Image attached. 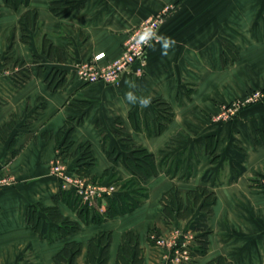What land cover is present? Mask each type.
Here are the masks:
<instances>
[{"label": "crops", "instance_id": "0c3cea01", "mask_svg": "<svg viewBox=\"0 0 264 264\" xmlns=\"http://www.w3.org/2000/svg\"><path fill=\"white\" fill-rule=\"evenodd\" d=\"M50 2L0 0V70L17 66L0 77V172L5 167L14 175L11 185L0 187V264H19L23 256L35 264H58L55 256L69 242L77 244L71 264H87L91 255L92 264H100L106 244L107 264H117L125 241L129 261L139 247L140 264H160L165 248L152 236L189 230L201 212L199 202L191 215L175 212L174 219H166L163 197L178 190L185 208L188 193L199 186L216 197L208 218L210 247L184 264H208L219 256L230 264H264V187L259 182L264 177V101L231 120L214 119L223 103L264 90V0H74L63 17L52 13ZM166 7L140 73L138 63L115 84L80 79L79 62L101 51L104 61L115 58L136 25ZM161 36L175 41L167 56L161 55ZM129 91L151 96V105L128 103ZM167 107L172 116L165 119ZM71 128L67 153L64 141ZM128 139L157 156L165 149L161 157L178 160L185 151L186 163L175 176L158 170L145 180L148 196L135 210L103 221L95 217L105 199L82 210L55 200L60 179L50 166L59 150L72 169L78 147L89 142L90 177L110 184L133 174L127 158L135 156L122 149ZM238 146L245 152L242 173L230 152ZM107 150L118 154L111 158ZM50 207L77 222L79 230L63 233L52 217L56 211L45 210Z\"/></svg>", "mask_w": 264, "mask_h": 264}, {"label": "trees", "instance_id": "16d2710c", "mask_svg": "<svg viewBox=\"0 0 264 264\" xmlns=\"http://www.w3.org/2000/svg\"><path fill=\"white\" fill-rule=\"evenodd\" d=\"M10 2L11 0H6ZM30 0H14L16 5L18 4H28ZM74 0H51L50 9L53 14L57 16H67L71 11V5ZM59 85V84H57ZM163 118H170L172 115L170 114L169 108H165ZM72 132V128L68 130V134L65 139V147L70 148L72 142L70 141V134ZM176 138L171 139L167 148H170L172 144L176 142ZM128 144L124 143L122 145V149H131L133 152L134 158H127V165L132 170L133 174L127 180L121 181L122 190L117 195L106 198L105 210L103 212H99L95 220L103 221L106 218L114 217L116 215L125 214L135 210L141 203V201L148 196V188L144 185L145 180L157 174L159 171H165L167 174L171 176H175L177 172L182 168L186 163V153L185 151L182 153L181 157L178 160L170 157L169 155H165L161 157V153H164L166 150L162 149L160 151V155H156L153 152H150L147 148L139 145L131 140H127ZM80 154L79 159L77 161V165L72 168L73 171L79 173L81 175L90 177V168L94 164V155L91 150V144L89 142L78 147L77 151ZM231 154L235 157L238 173H242L245 170L243 162L245 160V152L238 146L234 149L230 150ZM107 154L109 157L113 158L117 151H109L107 150ZM117 156V155H116ZM120 156V154L118 155ZM160 157L159 166H157V158ZM190 170L192 169V165L189 166ZM209 173L207 172L203 178L207 180L209 178ZM92 178V177H91ZM71 194V195H70ZM55 200L58 201L60 199L66 200L73 208H78L82 210V201L75 197L70 191L61 189L58 194L54 196ZM188 205L184 208L183 203L180 198V193L178 190L172 189L163 197L164 208L163 212L165 214L166 219H174L175 212L177 216L185 217L192 214L193 211L197 208L200 202V210L201 212L194 217V219L190 222L189 230L196 234L195 237V245L192 250L193 257L203 256L207 254L210 247V233L211 228L209 226L208 218L210 215L211 207L215 202V193L210 191L208 188L199 186L197 189L192 190L188 193ZM49 213L51 211H56L52 217L60 221L61 228L63 233H70L79 230V224L68 217L63 216L56 210V207L45 208ZM29 220L34 224L36 221L34 220L35 214L32 208H30L28 212ZM47 231V223L44 225L42 229V233L46 235ZM102 236L105 233L101 234ZM129 239H133L131 237L132 234H127ZM152 242L155 243V240L151 239ZM128 245V244H127ZM126 241L123 243L122 248L118 255L117 264H140L143 259L142 254L140 253V248H136L134 250V256L131 261H129V256L131 251L129 247H127ZM137 245V243H136ZM77 250V244L75 242H69L66 246L55 256V260L58 264H71L70 258L73 257V254ZM72 252V254H71ZM74 252V253H73ZM107 244L104 250L101 253V261L100 264H107ZM94 261V256L91 255L87 264H92ZM19 264H35L28 256L22 257L21 262ZM208 264H230L225 261V258L222 256L216 257L211 260Z\"/></svg>", "mask_w": 264, "mask_h": 264}, {"label": "built area", "instance_id": "2783aa9c", "mask_svg": "<svg viewBox=\"0 0 264 264\" xmlns=\"http://www.w3.org/2000/svg\"><path fill=\"white\" fill-rule=\"evenodd\" d=\"M168 12V8L142 20L129 37L126 39L121 53L111 60L104 61V51L94 54L89 59L78 63L77 74L80 79L87 83L104 81L115 84L120 81L124 73L135 70L141 72L145 65L148 48L158 38V31ZM1 77V72H0ZM264 90L252 89L243 96L234 98L228 103H223L220 111L214 116L215 120L228 121L236 117L245 107L263 102ZM55 159L50 166L51 173L60 179V187L70 191L75 197L82 201V206L93 208L98 199H105L117 195L122 190L121 181H113L110 184L94 181L91 177L76 173L69 168L67 161L61 155ZM14 182L6 168L0 172V187L11 185ZM264 187V177L261 178ZM105 210V205L100 206V211ZM157 245L165 248L160 264H184L192 261V250L195 245L196 234L190 230L183 231L175 228L169 236L153 235Z\"/></svg>", "mask_w": 264, "mask_h": 264}, {"label": "clouds", "instance_id": "9594fccd", "mask_svg": "<svg viewBox=\"0 0 264 264\" xmlns=\"http://www.w3.org/2000/svg\"><path fill=\"white\" fill-rule=\"evenodd\" d=\"M159 39H160V42L162 45L161 55L167 56L169 49L175 44V41H174V39H172L170 37H164V36H161ZM153 50H155V49L153 48ZM125 83L128 85L129 88H136L137 87V85L132 81H125ZM125 100L130 104H137L138 103L141 108H146V107H149L151 105L152 97L151 96L137 97L134 92L129 91V92L125 93Z\"/></svg>", "mask_w": 264, "mask_h": 264}, {"label": "rangeland", "instance_id": "374dc122", "mask_svg": "<svg viewBox=\"0 0 264 264\" xmlns=\"http://www.w3.org/2000/svg\"><path fill=\"white\" fill-rule=\"evenodd\" d=\"M17 66H15L14 67V69L13 68H7V69H3V70H0V72H1V75L3 74V73H11V71H13V70H16L15 68H16ZM243 96V95H242ZM239 97V96H238ZM233 100V99H232ZM231 100V101H232ZM230 102V101H229ZM228 103V102H227ZM67 149V148H66ZM61 155L63 156V152L61 151ZM67 153H70L69 152V150H68V152ZM64 158V157H63ZM65 159V158H64ZM79 159V158H78ZM66 160V159H65ZM76 165H77V162H76ZM6 166V165H5ZM10 174V173H9ZM11 176H13V178H14V175L13 174H10ZM262 178V177H261ZM261 178H260V180H259V182H260V184H262V182H261Z\"/></svg>", "mask_w": 264, "mask_h": 264}]
</instances>
